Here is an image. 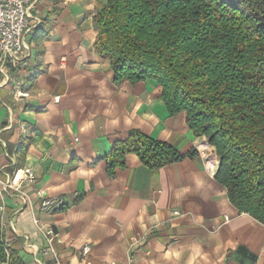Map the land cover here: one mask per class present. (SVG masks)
<instances>
[{
  "label": "crops",
  "instance_id": "obj_1",
  "mask_svg": "<svg viewBox=\"0 0 264 264\" xmlns=\"http://www.w3.org/2000/svg\"><path fill=\"white\" fill-rule=\"evenodd\" d=\"M105 1L36 0L28 73L12 71L0 90V177L35 175L21 184L30 202L0 198L11 264H57L43 253L41 226L57 235L59 264H264V225L229 201L219 165L198 151L210 148L219 163L208 138L195 136L185 112L168 111L155 80L117 82L95 51L93 20ZM133 131L196 155L152 170L130 154L111 169L115 146ZM44 198L63 209L42 213Z\"/></svg>",
  "mask_w": 264,
  "mask_h": 264
},
{
  "label": "trees",
  "instance_id": "obj_2",
  "mask_svg": "<svg viewBox=\"0 0 264 264\" xmlns=\"http://www.w3.org/2000/svg\"><path fill=\"white\" fill-rule=\"evenodd\" d=\"M93 21L117 82L155 80L168 111L216 149L231 204L264 225V0H106ZM130 154L158 170L196 152L133 131L110 168Z\"/></svg>",
  "mask_w": 264,
  "mask_h": 264
},
{
  "label": "built area",
  "instance_id": "obj_3",
  "mask_svg": "<svg viewBox=\"0 0 264 264\" xmlns=\"http://www.w3.org/2000/svg\"><path fill=\"white\" fill-rule=\"evenodd\" d=\"M36 0H0V90L7 87L11 83V72L19 78L28 73V58L30 47L28 45V36L32 30L31 10ZM14 79V78H13ZM21 96L20 92H16V97ZM58 100V99H57ZM209 144V143H208ZM210 145V144H209ZM208 145V146H209ZM211 146V145H210ZM198 151L204 160H213V166H218L217 158L211 153L210 148L200 149ZM35 180L33 171L29 168L17 172L14 177L3 180L0 177V198L3 199L4 192L7 196L20 198L25 204L30 202V198L26 193L22 192V182L30 184ZM17 195V196H16ZM64 207L63 201L59 198H44L40 205L42 213L53 216L60 212ZM174 216H182L179 211L173 212ZM228 220V219H226ZM44 236L48 247L43 253L47 257H51L59 264V257L54 249L53 242L57 235L52 228L39 227L38 229ZM137 244V243H136ZM134 244L131 250L133 251ZM92 251L91 246L86 245L81 255L84 262ZM3 264H11V254L6 250V261ZM129 264H134V258H129Z\"/></svg>",
  "mask_w": 264,
  "mask_h": 264
}]
</instances>
